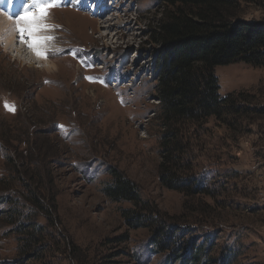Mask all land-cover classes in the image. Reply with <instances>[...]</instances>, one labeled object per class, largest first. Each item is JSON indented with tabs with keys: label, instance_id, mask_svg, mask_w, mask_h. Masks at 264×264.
<instances>
[{
	"label": "rangeland",
	"instance_id": "1",
	"mask_svg": "<svg viewBox=\"0 0 264 264\" xmlns=\"http://www.w3.org/2000/svg\"><path fill=\"white\" fill-rule=\"evenodd\" d=\"M107 2L111 14L98 17L68 2L47 9L45 23L54 27L40 34L55 37L48 70L0 42V194L19 207L8 224V200H0V264H264V66L215 68L220 97L230 94L239 112L185 127L181 159L202 190L185 196L159 182L152 36L171 8L159 0ZM233 12L264 22V0H237ZM111 171L145 202L143 225L127 220L136 207L104 193ZM26 185H37L36 200L48 209L52 199L56 213L44 241L23 253L15 225L35 215ZM35 221L49 225L42 215ZM196 249L203 256L195 263Z\"/></svg>",
	"mask_w": 264,
	"mask_h": 264
},
{
	"label": "trees",
	"instance_id": "2",
	"mask_svg": "<svg viewBox=\"0 0 264 264\" xmlns=\"http://www.w3.org/2000/svg\"><path fill=\"white\" fill-rule=\"evenodd\" d=\"M159 1L171 8L158 22L152 36L153 43L158 46L154 52L152 78L160 103L155 119L162 130L158 141L159 182L164 187L193 197L194 194L202 193V190L194 186L195 177L187 173L189 163L181 159L187 150V136L190 135L185 127L201 128L210 117L225 122L226 118L239 112L230 94L220 97L214 71L217 66L237 62L254 67L264 66V22L237 18L233 12L237 8V0ZM110 175L113 183L105 188L104 193L113 200H125L136 207L127 220H132L135 226L143 225L145 215L142 212L147 209L143 207L145 202L139 199L133 183L120 173L111 171ZM188 183L192 185L189 188L186 187ZM26 186L27 190L22 194L24 200L34 208L35 215L31 219L24 217L25 223L15 225L23 253H28L35 244L44 241V231L47 226L51 227L52 216L56 213L52 199L48 209L40 204L38 199L42 198V194L37 185H33L34 188ZM0 200H8L9 208L3 213L7 214L5 219L9 218L7 223L13 224L19 216L15 212L16 217H13L14 213L10 210L15 208L16 211L19 207L17 204L15 206L16 202H13L8 192L0 194ZM41 215L49 225H38L35 220ZM168 235L165 240H172ZM159 240L156 238V243L161 246L165 240ZM193 253L190 260L196 263L203 255L199 249Z\"/></svg>",
	"mask_w": 264,
	"mask_h": 264
},
{
	"label": "snow or ice",
	"instance_id": "3",
	"mask_svg": "<svg viewBox=\"0 0 264 264\" xmlns=\"http://www.w3.org/2000/svg\"><path fill=\"white\" fill-rule=\"evenodd\" d=\"M5 0H0V5H3ZM13 0H8L9 18H12L11 6ZM55 6H60L58 0H45V3H41V0H31V4L26 3L23 9V14L17 17L16 30L19 33V40L27 42V46L35 51L38 57L47 58L48 51L46 45L50 41H54L55 37L51 35H41L40 33L51 29L52 25L44 23L47 16V9ZM38 8L39 14H35L31 9ZM23 21L27 27L21 26ZM27 37V41L25 39ZM45 49V50H42ZM59 51V50H58ZM89 81H94L93 77H86ZM5 109L11 112H15V106L5 103Z\"/></svg>",
	"mask_w": 264,
	"mask_h": 264
},
{
	"label": "bare ground",
	"instance_id": "4",
	"mask_svg": "<svg viewBox=\"0 0 264 264\" xmlns=\"http://www.w3.org/2000/svg\"><path fill=\"white\" fill-rule=\"evenodd\" d=\"M110 12H111L110 11V8L104 7V10H103V12L101 14H107V13H109L108 15H110L111 14ZM34 13L37 14L36 8H34ZM118 17H119V14H116L115 15V13H114V14L111 15V17L109 19L112 20V21H114L115 19H118ZM46 21H49V20H45L43 22L45 23ZM22 23H24V22L21 21V26L27 27V25L25 23H24V25H22ZM16 24H17V19L16 20H11V19L7 18L4 15L3 11H0V42L2 41V42L5 43V49H9L10 51H16L17 52V56H19V57H22L23 56L22 59L24 60L25 63H28L29 65H32V66H34L36 68H45L47 70L49 68H53L52 67L53 65L51 66L50 61L47 60L48 56H50L51 54H53V48H51V49L48 50V48H47L48 46L46 45V50L49 53L48 56H47V58L38 57L35 54V51L27 46L26 42H23L22 43L19 40V34H18L17 30H16ZM110 25H111V23H109L107 25V27L108 28L111 27ZM103 35H105V34H103ZM103 35H101V38H103ZM17 37H18V40L20 41V44L19 45L24 50L30 49L29 52H26V51L22 50L21 47L18 49L17 43H15V39ZM25 39L27 40V37H25ZM42 50H45V49H42ZM28 53H29L28 56H25L24 55V54H28Z\"/></svg>",
	"mask_w": 264,
	"mask_h": 264
}]
</instances>
